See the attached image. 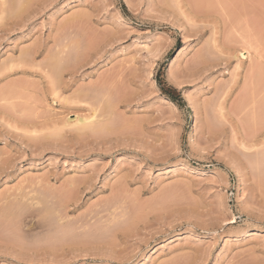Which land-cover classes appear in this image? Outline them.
<instances>
[{
    "label": "rangeland",
    "instance_id": "rangeland-1",
    "mask_svg": "<svg viewBox=\"0 0 264 264\" xmlns=\"http://www.w3.org/2000/svg\"><path fill=\"white\" fill-rule=\"evenodd\" d=\"M175 1L0 0V264H264V0Z\"/></svg>",
    "mask_w": 264,
    "mask_h": 264
},
{
    "label": "bare ground",
    "instance_id": "bare-ground-1",
    "mask_svg": "<svg viewBox=\"0 0 264 264\" xmlns=\"http://www.w3.org/2000/svg\"><path fill=\"white\" fill-rule=\"evenodd\" d=\"M173 1H174V0H173ZM185 1H188V0H185ZM193 1H194V0H192V2H188V3L185 2V3H186V4L192 3L190 6H193ZM196 1H197V0H196ZM198 1H199V0H198ZM175 2H176V4H177V6H178L179 0H178V1H175ZM194 2H195V1H194ZM186 4H184V5L187 6ZM179 6H180V5H179ZM190 6H189L188 8H190ZM177 8L179 9L180 7H177ZM194 8H195V7H194ZM189 10H190V11H189ZM196 10H197V9H196ZM180 11H182V12H181V13H182L181 16H183L184 19H186V18L188 19V18H189V15L191 14V9H188V10H186V11H185V10H184V11H183V10H180ZM194 11H195V10H194ZM193 14H194V13H193ZM187 19H186V20H187ZM248 21H249V20H248ZM248 21H247V20L245 21L244 19H243V21L241 20L242 24H244V26H246V27H245L246 29H247V27H249V25H250V26H253V24H252V23H249ZM239 23H240V21L237 22V24H239ZM253 28H254V26H253ZM253 28L251 27V29H253ZM232 29H234L235 31L238 30V29L236 28L235 25H232ZM249 29H250V27H249ZM248 31H250V30H248ZM248 31H247V32H248ZM251 31H252V30H251ZM251 31H250V33H251ZM254 32H255V31H254ZM248 33H249V32H248ZM252 33H253V31H252ZM253 34L255 35V33H253ZM248 36H249V35H248ZM252 36H253V35H251V37H252ZM256 36H258V34H257ZM248 38H249V37H248ZM244 39H245V38H244ZM251 39H252V38H251ZM253 39H254V38H253ZM256 39H258V38H256ZM247 41H248V39H247ZM250 41H251V40H250ZM250 41H248V42L250 43ZM249 43H248V44L246 43V44H247V45H250ZM252 46H253V45H252ZM253 47H254V46H253ZM255 49H256V47L254 48V50H255ZM257 50H258V49H257ZM257 50H256V51H257ZM256 51H255V52H256ZM247 52H248V51H247ZM232 54L235 55V56H238L237 54H234V53H232ZM249 55H250V54H249ZM257 56H258L259 58H261V54H260V55L258 54ZM259 58H258V59H259ZM260 60H261V59H260ZM237 62H238V63H237ZM237 62H236V63H237V64H236V65H237L236 68H240V66H241V65H240V64H241V60H238ZM255 62H256V64H253V63H252V65H250V67H249V71H248V72H249V75H248V76H250V77H249L247 80L250 82L251 85L248 84L249 87H247V91H249V90H251V91L255 90L256 93H255V92H254V93L252 92V94L250 93L251 95H250V94L248 95V96H252V97H247V95L245 94V96L248 98L247 101H246L245 103L249 102V100H250L249 98H251V100H252V99H253V95H254V97L260 96V94L258 95L257 92H260V93H261V92H262L261 89H262V90L264 89V86H263L264 84H262L263 88H261V87H262L261 85H260L261 87L258 86L259 84H261V82L264 81V80H262V77H261V79H260V80H262V81L259 80V82H258V79H257V76H258V75L264 74V72H263V66H264V64H263L262 62H261V63H257V61H255ZM255 62H254V63H255ZM258 62H259V61H258ZM262 72H263V73H262ZM260 73H261V74H260ZM247 74H248V73H247ZM263 76H264V75H263ZM259 78H260V76H259ZM248 81H247V83H248ZM252 83H253V86H252ZM258 83H259V84H258ZM257 84H258V85H257ZM251 86H252V87H251ZM254 86L259 87V91H258V89H257L256 87H254ZM248 88H249V90H248ZM260 88H261V89H260ZM256 89H257V90H256ZM251 91H249V92H251ZM249 92H248V93H249ZM263 92H264V91H263ZM263 92H262V93H263ZM255 94H256V96H255ZM261 95H262V94H261ZM262 97H263V96H262ZM257 98H258V97H257ZM260 98H261V96H260ZM244 99H246V98H244ZM255 99H256V98H255ZM255 99L252 101L253 104H250V103H249V104H250V105H249V104L247 103V104L249 105L248 108H251L250 106H253V105L255 104V102H256ZM258 99H259V98H258ZM258 99H257V100H258ZM240 100H241V99H240ZM260 100H262V99H260ZM241 101H242V100H241ZM244 101H245V100H244ZM254 101H255V102H254ZM106 102H107V101H106ZM108 102H109V101H108ZM250 102H251V101H250ZM252 102H251V103H252ZM263 102H264V99H263ZM110 103H111V102H110ZM241 103H242V102H241ZM243 103H244V102H243ZM245 103H244V104H245ZM107 104H108V103H106V105H107ZM257 104H258V103L256 102V105H257ZM261 104H262V102H261ZM261 104H259V105H261ZM245 105H246V104H245ZM256 105H255V106H256ZM262 105H264V103H263ZM110 106H111V105H110ZM257 106H258V105H257ZM107 107H108V106H107ZM221 107H223V106H221ZM221 107H219V108H221ZM219 108H218V109H219ZM253 108H255V107H253ZM261 108H262V106L260 107V109H261ZM107 109H108V108H107ZM109 109H110V108H109ZM221 109L223 110V108H221ZM260 109H259V110H260ZM253 110H256V111H257L258 109H253ZM259 110H258V111H259ZM250 111H251V110H250ZM263 111H264V109L262 108V112H263ZM218 112H219V111H218ZM248 112H249V111H248ZM251 112H252V111H251ZM262 112L260 111L261 114H262ZM249 113H250V112H249ZM260 113H259V114H260ZM220 114H221V113H220ZM222 114H223V113H222ZM257 114H258V112H257ZM251 115H252V117H254V115H253L252 113H251ZM251 115H250V116H251ZM255 116H256V115H255ZM257 116H258V115H257ZM260 116H261V115H260ZM262 116H263V114H262ZM82 117H83V116H82ZM77 118H78V117H77ZM250 118H251V117H250ZM70 119H71V118H70ZM70 119H69V120H70ZM76 120H77V121H76ZM76 120H75L76 122H80V121H82V120L84 121L85 119H83V118H78V119H76ZM251 120H255V119L253 118V119H251ZM72 121H73V120H72ZM75 121H73V122H75ZM65 122H68V120L65 121ZM102 122H103V121H102ZM102 122H101V123H102ZM105 122H106V121H105ZM97 123H98V122H97ZM97 123H96V124H97ZM99 123H100V121H99ZM68 124H69V123H68ZM86 124H88L87 121L85 122V125H86ZM96 124H95V125H96ZM104 124H105V123H104ZM104 124H103V126H105ZM106 124H108V123H106ZM77 125L79 126V124H77ZM77 125H76V126H77ZM95 125H94V127H97V126H95ZM100 125H101V124H100ZM83 126H84V125H83ZM88 126H89V125H88ZM88 126H87V127H88ZM90 126H91V125H90ZM105 127H107V125H106ZM80 128H81V127H80ZM97 128H98V127H97ZM97 128H96V129H97ZM86 129H89V128H86ZM86 129H85V130H86ZM90 129L93 130V127L90 128ZM98 129H99V128H98ZM100 129H101V127H100ZM100 129H99V130H100Z\"/></svg>",
    "mask_w": 264,
    "mask_h": 264
}]
</instances>
